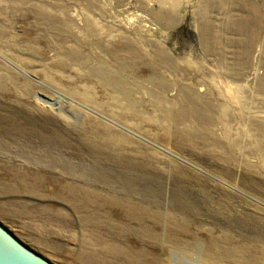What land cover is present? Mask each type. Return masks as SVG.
Here are the masks:
<instances>
[{"label": "rangeland", "instance_id": "1", "mask_svg": "<svg viewBox=\"0 0 264 264\" xmlns=\"http://www.w3.org/2000/svg\"><path fill=\"white\" fill-rule=\"evenodd\" d=\"M169 1L0 0V225L51 264H230L223 258L224 238L231 236L243 251L256 248L255 239L264 241V227L252 221L201 217L209 222L194 227L171 202L172 195L187 196L192 190L200 200V189L225 192L226 202L248 211L252 206L250 215L261 217L254 207L264 213V162L254 154L252 168L238 165L232 151L220 147L246 134L244 144L254 151L250 126L233 121L226 132L217 120L211 127L217 151L210 144L196 150L155 126L149 95L161 92L154 75L160 68L167 102L180 104L181 91L191 89L212 101L217 119L219 109H228L263 121L264 0ZM160 7L169 13L161 17L163 23L153 15ZM86 17L109 33L111 52L128 57V43L139 47L141 54L127 60L126 75L139 87L141 113L135 121L117 120L112 111L70 98L44 78L46 71L64 77L79 73L76 66L71 72L51 67L58 51L53 44L61 45L51 28L64 30L54 23L63 20L86 31ZM34 40L32 48L27 42ZM59 41L63 48L71 45ZM93 47L90 52L107 57ZM159 51L169 59L158 58L162 67L154 64ZM21 61L30 63L24 67ZM25 89L30 94L22 98ZM32 131L53 138H34L27 134ZM84 137H93L92 145L107 139L120 147L100 154L98 146H86ZM234 151L233 158L242 156ZM68 168L77 173L67 175ZM133 169L150 181L132 189L118 185L116 174ZM201 229L210 231L200 234ZM246 239L248 246L240 242Z\"/></svg>", "mask_w": 264, "mask_h": 264}, {"label": "bare ground", "instance_id": "2", "mask_svg": "<svg viewBox=\"0 0 264 264\" xmlns=\"http://www.w3.org/2000/svg\"><path fill=\"white\" fill-rule=\"evenodd\" d=\"M163 2L169 5L170 1L163 0ZM150 13L152 15L154 12L151 11ZM156 13H158V15L155 13L153 15H155L156 18H159V21H162L161 23H163V20H161V17L163 15L169 18L168 10H165L164 7H160L158 12ZM46 16L49 15L47 14ZM165 22L164 25H166L167 23ZM54 23H59L60 26L64 28V30H60V28H58L56 25L51 28L55 33V35H53L55 36L54 39L61 44H53L55 48H58V51L55 50L54 52L55 60L51 61V67H55L57 68V70L62 72L66 70H69L68 72H71V70L73 69L72 66H76V68H79L82 72L79 70L78 73L77 70V74L73 72V77H64L57 76L51 73L49 74V72L46 71L43 74L44 78L54 84V86H56L58 89L62 90V88H64L66 90V94L70 98L79 100L84 104L102 110L103 112L111 113L112 111V117L117 120L135 121L136 119H138L141 113L140 98L136 96V94L139 93V87L135 84H132L130 82L131 80L129 81L126 75L127 71L130 70L127 60H133L140 53L139 47H137L134 42L128 43L129 46L127 52L130 55L128 57H123L119 53L115 54V52H111L112 49L109 48V40L111 39L109 37V33L106 32L104 29H98L97 26L95 28L94 20L89 17H86L84 21V24H87L86 31H80L74 28H70V24L67 25L66 22H64L63 20H61L60 22L54 20ZM83 35L86 36L84 38L85 40L80 39H83ZM105 37L109 39L106 40V42H103V40H105ZM63 38L66 40H64ZM113 38H116V36L114 35ZM117 38L119 39L118 36ZM35 40H37V38ZM35 40L33 41L34 43L27 42L28 45L34 48L32 45L37 44V41ZM59 40H62L63 42H70V47L63 48V46L66 45H64ZM94 44L100 45V47L96 49L95 47H93ZM10 46L12 47V45ZM14 47V51L18 53V47H16L15 45ZM92 47L93 49L95 48L97 51H100L101 53L105 54V56L107 55L108 58L106 57V59L102 56L93 54L92 51L90 52ZM113 47L114 44L111 48ZM85 50L89 51L85 52ZM156 54L158 55L154 58V64H158L159 66H161L160 60L164 62L165 60L169 61L163 51L155 52V55ZM158 58L160 60H158ZM29 63L30 62H20V64H22V66L24 67H27ZM154 75L157 77L156 79L159 78L158 84L160 88L159 90H161V92L158 93L156 96L152 95L151 92L149 93L150 97L154 98L152 107L155 110L154 119L157 117V123L155 126H157L159 129L165 130V132L167 131L168 133L170 132L172 134H175L177 137H180L183 143L189 144L194 148L197 147L199 149V146L207 147V145L210 144L211 148L217 151V145H219L217 142L218 138L217 135L214 133V130L211 129V127L214 128L217 125L218 120V122L224 123V128L227 132L229 130L228 124L232 123L233 121H239L246 126H250V129L252 130L250 132H253L254 143L256 145L255 150H247V147L244 144V140H247L246 134H243L242 136L240 135L239 138H237L236 140H232L230 144H227L226 146L224 144L220 147H224L227 151H232V154L234 156H236V152L234 150H240L242 156L233 158L231 154V159L235 160L238 165L243 164L245 167H251V156L254 154L257 155L258 158L264 162V119L263 121L255 120V118L250 119L247 116L241 115V111H239L238 114H234L231 112V110L228 109H219L222 116H218L217 119V116L214 115V113H217V111L212 110V101L208 100L201 94H194L195 91L191 89L181 91L182 94H180L182 95V99L180 100V104H175L172 101H168V103L165 96L162 95V93L168 90V87L165 84L166 81L164 80L165 75L160 68L154 70ZM9 81L11 80H8V82ZM95 89L97 90L96 92H94ZM26 94H30L27 89H25V91H22L20 93V96L24 98ZM236 104L238 106H242L243 110L245 108L248 109V107L245 106V104H243L239 100L236 102ZM234 107L235 104L233 103V108ZM27 134L33 135L34 138L39 137V139L46 141H49L53 138L51 136H41V134L39 135L37 131H32ZM227 135L228 133L225 134L226 137ZM198 137L200 138V142L197 141ZM85 138L86 137H84V139ZM85 140H87V142H84L86 146H98L99 148L97 150L98 152L100 151V154H102L106 149L110 150L109 153H115L120 147L118 146V142L113 143L111 141H108L107 139H105V141L96 142V144L93 145L91 144L93 142V137L86 138ZM197 148L196 150H198ZM245 153H247L248 155H245ZM212 156L214 157V155ZM219 157L221 156L219 155ZM99 160L97 159V161ZM49 161L55 163L54 160L49 159ZM56 163L58 164V162ZM76 170L77 169L75 168H68L65 170V172L67 175H74ZM261 170V172L264 173V167H261ZM121 175L122 176L116 174L115 176L119 179L117 181V184L122 187L125 185V187H127L128 189H132L134 187L137 188L138 186H141L142 184L148 183L150 181L148 178L138 175L136 172H134V169L129 174ZM124 178L129 180L128 183L125 184L124 182L120 181ZM175 188L177 187L175 186ZM193 192L194 191L192 190L190 195L187 196H185L184 194H180L179 197L172 195L171 202L175 206L177 212H180L181 216L187 219L188 223L190 225H193L194 227L197 226L198 222H209V219L207 220L206 218L201 217H220V219H230L229 221L234 219L240 223H248V225L250 224V221H252L264 227V213L260 212V209L254 207V210H257L261 216L255 218L250 215L253 210L252 206H250L251 209H249L248 211V209H244L243 207L242 209L240 207L237 209L234 205L229 204V202H226L225 200H229L228 193L223 192L218 193L217 195V191L208 192L205 189H200L198 193L202 198L200 200L196 198V194L193 195ZM231 195L232 194H230V196ZM217 196H221L223 198L220 199ZM195 208L201 210H199L197 214H194L193 209ZM207 230L210 231V229ZM207 230L201 229L198 232L200 234H204ZM262 231L264 232V229ZM230 237L231 236L224 238V260H228L230 264H264V241L255 239L254 242L257 244V247H252L250 249L246 248L243 251V248H241L242 246L239 243L237 244L236 241L232 237ZM245 241H247V239L241 240L240 242L246 245ZM210 259L217 262V257L215 256H211Z\"/></svg>", "mask_w": 264, "mask_h": 264}, {"label": "water", "instance_id": "3", "mask_svg": "<svg viewBox=\"0 0 264 264\" xmlns=\"http://www.w3.org/2000/svg\"><path fill=\"white\" fill-rule=\"evenodd\" d=\"M0 264H51L21 244L0 225Z\"/></svg>", "mask_w": 264, "mask_h": 264}]
</instances>
